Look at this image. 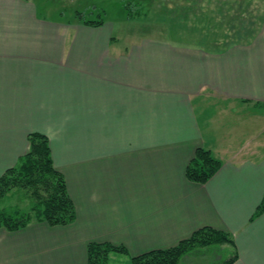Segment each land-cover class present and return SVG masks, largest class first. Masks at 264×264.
<instances>
[{
    "label": "crops",
    "instance_id": "0c3cea01",
    "mask_svg": "<svg viewBox=\"0 0 264 264\" xmlns=\"http://www.w3.org/2000/svg\"><path fill=\"white\" fill-rule=\"evenodd\" d=\"M208 1L202 44L151 30L123 38L113 22L66 23L31 0H0V175L30 133L46 134L77 213L0 228V264H88V244L104 241L131 264L205 226L231 235L233 264H264V151L210 124L217 108L264 107V0L235 29L227 13L250 0ZM198 147L222 160L206 183L186 175Z\"/></svg>",
    "mask_w": 264,
    "mask_h": 264
},
{
    "label": "rangeland",
    "instance_id": "374dc122",
    "mask_svg": "<svg viewBox=\"0 0 264 264\" xmlns=\"http://www.w3.org/2000/svg\"><path fill=\"white\" fill-rule=\"evenodd\" d=\"M37 8L40 16L58 20L66 23H73L78 20L102 19L115 24V31H122L138 34L140 31L151 30L153 33L172 35L174 40L183 42H197L205 44L210 31L208 28L209 8L216 3L211 1L198 0H31ZM213 3V5H212ZM255 0H250L249 5L239 13L238 4L233 2V10L227 13L232 15L234 29L239 27L240 21L250 18L249 14H255ZM215 15L211 20H214ZM204 24V30L195 25L198 22ZM247 23V22H246ZM248 24V23H247ZM201 26V25H200ZM221 27V26H220ZM222 25L220 33L223 32ZM234 30L227 31L230 37ZM200 35V37H191ZM122 38V40H123ZM228 109L217 108L216 113L211 116V126H214L216 133L228 140L230 145L235 147L246 146L250 152L252 147H258L264 151V107H257L251 104L229 105ZM214 109L209 112L212 113ZM210 118V119H211ZM240 148V147H238ZM32 204V198L25 194L24 189L16 188L6 196L0 198V208L7 210H27ZM233 246L228 243L210 244L196 246L190 250L181 260L182 264H214L225 260L232 254ZM115 252L110 255L111 264H128L122 254ZM122 257V259H119Z\"/></svg>",
    "mask_w": 264,
    "mask_h": 264
},
{
    "label": "trees",
    "instance_id": "16d2710c",
    "mask_svg": "<svg viewBox=\"0 0 264 264\" xmlns=\"http://www.w3.org/2000/svg\"><path fill=\"white\" fill-rule=\"evenodd\" d=\"M87 24L99 25L102 19H86ZM29 149L18 163L0 175V198L16 188L24 189L32 198L27 210H5L0 208V228L14 231L28 226L33 221H44L49 225H67L76 219V207L68 192L64 174L54 164L49 138L41 132L28 136ZM222 166V160L206 147H198L186 170L188 179L206 183ZM264 210L262 203L257 210ZM233 242L225 231L205 226L177 245L154 249L130 256L131 264H182V258L196 246ZM112 252L128 254L123 245L111 242H90L88 244V264H111ZM238 258L234 252L229 258L214 264H233Z\"/></svg>",
    "mask_w": 264,
    "mask_h": 264
}]
</instances>
